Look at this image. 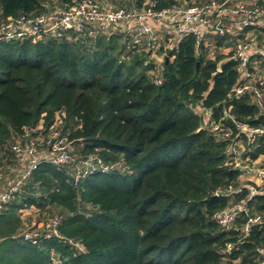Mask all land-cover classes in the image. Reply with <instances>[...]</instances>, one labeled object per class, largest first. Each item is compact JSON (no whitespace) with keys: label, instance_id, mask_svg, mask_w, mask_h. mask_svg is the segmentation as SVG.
Returning a JSON list of instances; mask_svg holds the SVG:
<instances>
[{"label":"trees","instance_id":"16d2710c","mask_svg":"<svg viewBox=\"0 0 264 264\" xmlns=\"http://www.w3.org/2000/svg\"><path fill=\"white\" fill-rule=\"evenodd\" d=\"M81 1L0 0V21ZM110 1L127 2L126 10H161L177 2ZM130 43L124 32L91 27L81 34L0 40V170L15 158V137L40 122L46 133L57 115L74 158L65 165L42 162L17 197L0 207V264H258L264 258V196L248 200L245 189L218 194L242 184L240 171L225 163L228 142L204 127V115L194 109L219 120L237 63L208 57L193 35L167 50L168 61L160 63ZM230 111L264 127V114L248 95L233 99ZM247 153L264 155V136ZM88 157L109 169L74 182L72 166ZM240 202L260 215L243 237L237 228L247 215L241 213L230 230L212 217ZM25 204L56 208L42 221L57 219L63 239L24 241ZM227 243L236 248L227 251Z\"/></svg>","mask_w":264,"mask_h":264},{"label":"built area","instance_id":"2783aa9c","mask_svg":"<svg viewBox=\"0 0 264 264\" xmlns=\"http://www.w3.org/2000/svg\"><path fill=\"white\" fill-rule=\"evenodd\" d=\"M179 1L161 10H154L151 6L141 10H126L107 3L100 4L96 0H83L50 14L7 17L0 21V40H37L66 30L81 34L91 27L95 30L125 32L131 36V48L153 49L163 39L166 44L163 43V54H166L167 50L188 35L195 37L197 48L209 46L208 38L211 35L226 37L231 44V52L226 59L237 63V78L221 104L222 115L218 121H211L210 112L202 108L206 121L203 126L228 142L225 163L240 171L242 184L229 186L218 194L227 197L245 189L248 200L257 195L264 196V155L251 158L247 153L248 146L255 148L259 144L260 138L264 136V127L239 120L230 111L233 99L248 95L258 111L264 114V0H182L186 3L184 7H180ZM226 120H230L231 125L226 126ZM56 121L46 133L40 122L14 138L11 149L22 166L6 186H0V207L17 197L21 187L33 177L42 162L53 165L74 163L70 153L71 142L62 137L57 128L61 123L60 115L56 116ZM108 169L109 166L97 157L82 159L74 172V182L96 170ZM29 208L25 204L20 212ZM252 209L253 206L247 202H240L214 213L212 217L225 230H230L241 213L247 215L240 229L237 228L243 237L260 220V215L253 213ZM57 225L58 220L55 218L42 221L39 224L41 228H29L21 237L32 244L51 237L63 239ZM68 242L80 250L84 249L78 242ZM233 247L231 243L226 244L227 251ZM258 264H264V258Z\"/></svg>","mask_w":264,"mask_h":264},{"label":"rangeland","instance_id":"374dc122","mask_svg":"<svg viewBox=\"0 0 264 264\" xmlns=\"http://www.w3.org/2000/svg\"><path fill=\"white\" fill-rule=\"evenodd\" d=\"M96 1L99 2L100 4H102V3L110 4L112 7H123L127 3V2H124L122 6H119L110 0H96ZM179 4H180V7H184L186 5V3L185 2L183 3L182 0L179 1ZM58 5H59V3H58ZM130 9H133V8L131 7ZM135 10H139V9H135ZM152 57H154V56H152ZM157 57L160 60L159 59L158 60L156 59V60L158 63H160V61L162 60V57L156 56L155 58H157ZM148 60H153V59H148ZM159 71H160V68H159ZM159 71L157 73H159ZM154 74H155L156 78H159V74H156L155 72H154ZM194 109H195V112L202 113V108L200 106H196ZM203 115H204V113H203ZM21 166H22L21 163L18 162L15 158L14 159L10 158V161L7 163V166L3 167L4 168L3 173H4L5 178L11 179L12 176L18 171V169ZM72 167H74L75 170L77 168V166H72ZM53 213H57V209L54 207H48L46 209H42L39 211L34 206L30 207L28 210H25V213L23 214V220L26 223L25 225H27L26 229L27 228H35V229L41 228V227H39L40 222L46 218H49L50 215ZM23 229H25V226Z\"/></svg>","mask_w":264,"mask_h":264},{"label":"crops","instance_id":"0c3cea01","mask_svg":"<svg viewBox=\"0 0 264 264\" xmlns=\"http://www.w3.org/2000/svg\"><path fill=\"white\" fill-rule=\"evenodd\" d=\"M155 25L157 26V24H155ZM159 37H161V35ZM208 40H209L208 41L209 46L205 47V49L207 51V56L208 57H214V56L219 54V55H222L221 61L222 62L226 61L227 60L226 56L231 52V44L228 41V39L226 37H217V36L211 35L208 38ZM159 43H160L159 46L158 47H154L153 49L149 48V49L146 50V48H143L144 51L147 52V58L148 59H153L154 60V59H156L155 58L156 56L162 57V60L165 59L164 58L165 54H163V52H164L163 48L165 47L166 44L164 43L163 39H160ZM163 43L165 45H163ZM144 46H145V42H144ZM152 56H154V57H152ZM11 179H6L5 176H4L3 171L0 170V186H2V187L6 186L7 183L9 182V180H11ZM24 213L25 212L21 213V218L22 219H23V214Z\"/></svg>","mask_w":264,"mask_h":264},{"label":"water","instance_id":"95a60500","mask_svg":"<svg viewBox=\"0 0 264 264\" xmlns=\"http://www.w3.org/2000/svg\"><path fill=\"white\" fill-rule=\"evenodd\" d=\"M167 61H168V57L166 56L165 57V62H167ZM197 66H198V62L196 63V68H197ZM199 129H202V128L200 127Z\"/></svg>","mask_w":264,"mask_h":264}]
</instances>
